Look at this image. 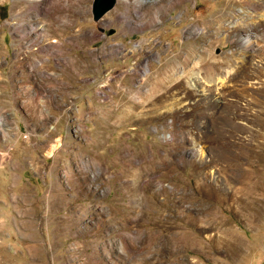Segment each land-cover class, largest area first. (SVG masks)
Instances as JSON below:
<instances>
[{"label": "rangeland", "instance_id": "obj_1", "mask_svg": "<svg viewBox=\"0 0 264 264\" xmlns=\"http://www.w3.org/2000/svg\"><path fill=\"white\" fill-rule=\"evenodd\" d=\"M215 1L0 0V264H264V0Z\"/></svg>", "mask_w": 264, "mask_h": 264}, {"label": "bare ground", "instance_id": "obj_2", "mask_svg": "<svg viewBox=\"0 0 264 264\" xmlns=\"http://www.w3.org/2000/svg\"><path fill=\"white\" fill-rule=\"evenodd\" d=\"M218 3H219V1L216 0L215 2H213V4L211 6L218 4ZM211 6H208L207 8L205 7V8L199 9L200 11L199 10L198 11L199 12L207 11ZM223 7L231 9L232 5L229 4L228 2H226L225 0H223ZM158 8L161 10V7L157 6V9ZM242 37H243L242 41H253L254 40V37L249 32H245L244 36H242ZM170 59L169 60L167 59L168 61L165 62L164 64H167V65L171 64V65L167 68V70L158 69V71L155 74L156 77L154 78V80H152V85H160V84L162 85L165 79H169L170 76L176 75L179 71L180 72L182 71L181 67L177 66L178 62L180 63V61H179L180 59L178 57L177 58L176 57L170 58ZM185 69L186 68H183V71ZM132 70H133V68H132ZM228 73H230V70L227 72V74ZM206 82H207V86H210V87L215 86V87H217V89H220L221 84L223 83V80H222V78L217 77V78H213L209 81L205 80L203 83H206ZM192 85L197 87V89L200 92L206 91L204 86H201L200 88H198L199 85L196 86V83L194 84L193 82H192ZM33 101H34V99H33ZM33 101L32 102L30 101V102L33 103ZM129 111L135 113L132 108ZM127 116H130V113H128ZM134 116L140 117V115H136V114Z\"/></svg>", "mask_w": 264, "mask_h": 264}, {"label": "water", "instance_id": "obj_3", "mask_svg": "<svg viewBox=\"0 0 264 264\" xmlns=\"http://www.w3.org/2000/svg\"><path fill=\"white\" fill-rule=\"evenodd\" d=\"M117 3V0H94L93 17L96 22H100L104 16L111 11Z\"/></svg>", "mask_w": 264, "mask_h": 264}]
</instances>
